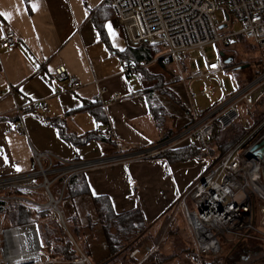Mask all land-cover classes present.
<instances>
[{"label":"crops","instance_id":"crops-1","mask_svg":"<svg viewBox=\"0 0 264 264\" xmlns=\"http://www.w3.org/2000/svg\"><path fill=\"white\" fill-rule=\"evenodd\" d=\"M0 12L9 14L0 16V27L11 29L19 42L16 49L0 47V179L35 172V153L49 155L53 166L93 160L116 155L117 144L158 145L190 124L182 106L184 88L169 81L173 67H162L168 72L162 73L169 76L168 89L161 73L145 75L146 81L140 79L141 71L124 74L132 63L127 57L131 47L115 21L110 0H0ZM157 65L150 68L156 70ZM59 66L78 77L81 87L68 91L67 83L56 77ZM156 80L153 87L145 86ZM100 92L104 104L95 101ZM140 93L111 104L113 95ZM35 102H44L48 112L25 108V131H15L20 121L16 105ZM100 125L112 127L113 141L96 134ZM71 137L84 142L75 144ZM42 163L49 166L47 158ZM187 165L155 158L93 169L79 179L88 193L65 201V215L73 225L88 230L90 223L99 224L93 199L105 197L117 215L140 211L146 224L158 223L175 209L179 194L192 187ZM4 195L0 192V197ZM36 197L41 202L45 195Z\"/></svg>","mask_w":264,"mask_h":264},{"label":"built area","instance_id":"built-area-1","mask_svg":"<svg viewBox=\"0 0 264 264\" xmlns=\"http://www.w3.org/2000/svg\"><path fill=\"white\" fill-rule=\"evenodd\" d=\"M115 21L123 30L127 44L131 48L144 46L158 50L157 55L139 64H128L126 76H134L153 65L173 67L171 85L181 86L185 91L184 106L190 124L173 139L154 146L117 144V154L93 160L62 161L53 166L49 155L35 153L37 170L26 175L0 179V192L5 195L6 211L16 212L21 206H32L37 210L50 209L53 220L68 231L60 210L67 183L93 169L115 164L128 165L132 161L155 159L167 150L186 145L191 149L207 151L215 129L229 130L239 119V106L244 105L254 111L257 103L264 106V63L256 78H250L246 85L227 96L220 103L207 110H198L195 102H209L217 97L213 85H201L197 91L194 84L216 78L223 71V62L207 61L205 47L211 44L233 45L240 38L251 41L264 50V0H110ZM221 9L229 20L233 18L240 30L228 31V24L220 25L217 11ZM228 20V21H229ZM15 33L7 26L0 27V47L12 50L18 47ZM193 50L206 60V70L191 71L182 59ZM59 81L67 83L68 91H76L82 82L70 76L64 66L55 70ZM222 90L225 86L222 85ZM140 94L113 95L111 104L125 102ZM1 96V95H0ZM95 101L103 103L101 92ZM35 107L48 112L44 102L16 105L15 112L20 121L15 131L23 133L25 125L22 113L25 108ZM246 134L236 143L226 156L208 170L190 189L179 194L188 226L195 240L200 256H218L224 253V246H232L244 239L264 243V132L248 146V143L264 129V117L255 125L248 121L243 125ZM96 134L105 141H113L115 133L110 125H100ZM47 158L49 166L42 160ZM63 179L61 194L53 196L52 189ZM39 180H42L40 183ZM44 193L47 202H38L24 195L10 192ZM191 201L197 210L189 207ZM259 216V226L257 225ZM23 229H30L22 234ZM21 232V234H19ZM79 257L71 264H92L89 256L75 243ZM40 241L37 224L8 226L0 230V264H53L49 259L51 251ZM148 255L155 250L147 249ZM138 249H133L131 258H136ZM46 256V257H45ZM35 260V261H34ZM34 261V263H33ZM246 264H264L247 262Z\"/></svg>","mask_w":264,"mask_h":264},{"label":"rangeland","instance_id":"rangeland-1","mask_svg":"<svg viewBox=\"0 0 264 264\" xmlns=\"http://www.w3.org/2000/svg\"><path fill=\"white\" fill-rule=\"evenodd\" d=\"M217 16L220 25L228 24V31L237 32L240 30V25L235 20H233V18L228 21L221 9L217 11ZM204 50L207 61L211 62L221 60L223 62V71L216 78H206L194 84L195 91H197L198 87L201 85H213L217 91V97L213 98L209 102H195V106L198 110H207L212 108L214 105L224 100L227 96L234 93L235 90L240 89L239 86L245 84L250 78H252V76L260 70L264 63V50L253 42L243 38H240L237 43L233 45L211 44L206 46ZM222 53L225 54L224 57L221 56ZM229 59H232V62L230 64H226V61ZM182 63L188 66L191 71L206 70V60L196 50L191 51L188 56L183 58ZM241 63H244V66L245 64L251 65V67L248 69V73H244L243 75L238 74L236 69L242 65ZM158 65L156 66V70H152L153 68H150L141 71L140 79L144 80L143 78L145 75H155L154 73H161L165 80L163 87L168 89L167 86H170V84L167 83L169 76L166 73L168 72L165 71V69H162V65ZM164 72L166 73L162 74ZM172 76H170L169 81H171ZM157 83V80L155 83L150 81L146 82L145 86L153 87ZM222 85L225 86L224 91L221 88ZM182 106L185 107L183 103ZM239 111L240 119L229 130L222 132L221 137L217 139V141L209 144L207 151L202 152L196 150L195 156L188 162L178 163L188 164L187 166L189 168L187 170L190 171V176L188 179L190 184L188 186H193L208 170L221 161L236 145H233L230 149H228L227 152L222 153L220 151V145L226 136L229 137L236 133V131L243 130V125L247 121L252 124L254 121H258L264 117V106L261 102L257 103L254 111L247 110L244 105L239 106ZM183 147H186V145L179 146L178 148ZM41 181L42 180H39L38 182L40 183ZM61 192L62 189L57 192L55 191V188L52 189V194L55 197H58L57 194H61ZM36 194L38 193L35 192V195ZM64 196L65 195L63 194V199ZM47 200L48 198L45 196V198L41 199V202L44 203L47 202ZM64 203L65 200L61 203L60 210L64 221L70 228V234H68L67 231L66 233L72 240L73 238L71 230H73L77 224L73 225L68 221L67 216L64 213V210L67 212ZM188 205L191 209L197 210L191 201H188ZM93 220H95L94 217ZM57 221L59 222V220ZM96 224L97 221H94L93 223L89 224L88 230H80L84 234V239H86L84 246L80 243V247H82V250L85 254L87 253V255H89L92 264H153L158 262H160V264H199L196 261L195 254L193 252L194 248H196L195 240L186 221L183 208L180 206V198L177 200L175 209L170 213L169 216L164 217L158 223L152 225L147 224L144 227L145 229L138 235H131L133 241L128 247L132 246L134 249L139 250V254L136 258H131V252L133 250L130 252V254L124 250L119 254L110 257L107 243L104 239V236L102 235L103 227L99 224ZM6 225L7 224L4 223L2 228L8 227ZM257 225L259 226V216H257ZM39 235L42 246L46 248V234L40 230ZM75 242L78 243L76 240ZM222 245L225 249L226 246H224L223 242ZM147 249H154L155 252L149 256ZM49 259L54 262L53 264H70L69 262L56 261L53 259L52 255L49 256ZM252 259L253 257H250L239 264H246Z\"/></svg>","mask_w":264,"mask_h":264},{"label":"trees","instance_id":"trees-1","mask_svg":"<svg viewBox=\"0 0 264 264\" xmlns=\"http://www.w3.org/2000/svg\"><path fill=\"white\" fill-rule=\"evenodd\" d=\"M127 53V57L130 59V62L139 64L144 61L153 59L157 55L158 50L148 46H144L136 49L129 48ZM241 64L242 65L239 64V67L244 66V63ZM245 66H247V68L244 70L238 69L239 67L236 69L238 74L243 75L244 73H248V69L251 67V65L245 64ZM260 72L261 68L256 74L252 76V78H256L260 74ZM246 83L239 87H244ZM172 97L177 101L174 95H172ZM256 123L257 121H254L252 125H255ZM263 132L264 129H262L256 135V137H254L253 140L248 143V146L251 145ZM221 134L222 132L217 127L215 129L214 136L209 144L217 141V139L221 137ZM245 134L246 131L243 128V130L236 131V133L229 137L226 136L222 140L220 151L222 153L227 152L228 149L238 143ZM89 139L90 137H88L86 140ZM70 140L75 144L84 142L83 140H76L74 137H71ZM195 153L196 149L194 150L186 146L174 150H167L160 154L157 158L165 160L170 165H175L178 163L188 162L195 156ZM80 177L81 176L75 177L67 183L64 190V195L66 197L64 196L62 202H64V200H69L73 196L75 197V195L77 196L78 194L88 193V188H86V186L84 185L81 186V182H79ZM64 182L65 179H63L57 185L62 188ZM10 194L30 197L32 196L35 201L39 200L34 192L13 191L10 192ZM93 200L95 204V210L99 219V225L103 227L102 235L104 236V239L107 243L110 257L115 256L124 250L130 254V252L134 249V247L132 246L128 247L133 241L131 235H138L145 229L144 227L147 225L140 211L117 215L114 212L112 204L108 198L100 197L94 198ZM6 205V201L0 200V230L2 229V225L4 223L7 224L6 226H22L35 223L37 224L38 230H41L46 234V248L50 249L53 259L60 262H69L71 264L75 259L79 257L78 251L73 241L69 238L68 234L63 229L61 224L58 221L53 220V212L50 209H44L40 211L32 206H21L16 212L8 213L6 211ZM67 219L69 221V218ZM66 225L68 230L70 231L67 223ZM81 229L82 231L84 230L83 227L78 225L74 227L73 230H71L72 238L73 240L75 239L78 242L75 243L79 247L80 243L83 246L86 243L84 234L80 231ZM80 249H82V247H80ZM193 252L195 254L196 261L199 264H239L240 262L249 259L250 257H253L252 260L254 263L264 262V243L253 239H244L232 246H228L224 249V253L218 256H200L198 255L196 248H194ZM153 264H160V262Z\"/></svg>","mask_w":264,"mask_h":264},{"label":"water","instance_id":"water-1","mask_svg":"<svg viewBox=\"0 0 264 264\" xmlns=\"http://www.w3.org/2000/svg\"><path fill=\"white\" fill-rule=\"evenodd\" d=\"M229 18H230L229 15H226V19L229 20ZM224 27H225V25L223 27H221V28H224ZM221 56L224 57L225 54L222 53ZM231 62H232V59H229V60L226 61V64H230ZM246 68H247V66H242V67H239L238 69L244 70Z\"/></svg>","mask_w":264,"mask_h":264},{"label":"snow or ice","instance_id":"snow-or-ice-1","mask_svg":"<svg viewBox=\"0 0 264 264\" xmlns=\"http://www.w3.org/2000/svg\"><path fill=\"white\" fill-rule=\"evenodd\" d=\"M31 7H32V9L33 10H35L36 9V4H32L31 5ZM9 14H7V13H2V12H0V16H8ZM109 31L111 32V27L109 26ZM113 35H115L114 33H113ZM122 50V49H121ZM18 171H19V169H17Z\"/></svg>","mask_w":264,"mask_h":264},{"label":"bare ground","instance_id":"bare-ground-1","mask_svg":"<svg viewBox=\"0 0 264 264\" xmlns=\"http://www.w3.org/2000/svg\"><path fill=\"white\" fill-rule=\"evenodd\" d=\"M22 231V234H24V233H26V234H28L30 231H32V230H30V229H23V230H21ZM19 234H21V232L19 233ZM35 261V260H34ZM34 261H33V263H34Z\"/></svg>","mask_w":264,"mask_h":264}]
</instances>
